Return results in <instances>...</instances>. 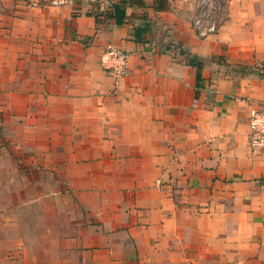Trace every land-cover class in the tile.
<instances>
[{
    "label": "crops",
    "instance_id": "crops-1",
    "mask_svg": "<svg viewBox=\"0 0 264 264\" xmlns=\"http://www.w3.org/2000/svg\"><path fill=\"white\" fill-rule=\"evenodd\" d=\"M199 12V0H0L11 263L264 264V149L247 143L264 102V0H219L203 39ZM109 46L128 53L122 78L99 64Z\"/></svg>",
    "mask_w": 264,
    "mask_h": 264
},
{
    "label": "built area",
    "instance_id": "built-area-1",
    "mask_svg": "<svg viewBox=\"0 0 264 264\" xmlns=\"http://www.w3.org/2000/svg\"><path fill=\"white\" fill-rule=\"evenodd\" d=\"M73 0H26V5L35 7L46 5L61 7L69 5ZM219 0H199L200 12L193 20V28L199 38H206L216 33L219 23L216 20ZM128 53L122 49L109 46L99 58L102 69L112 78L119 79L127 74ZM247 135L248 147L252 153L264 149V102L251 107L248 111Z\"/></svg>",
    "mask_w": 264,
    "mask_h": 264
},
{
    "label": "rangeland",
    "instance_id": "rangeland-1",
    "mask_svg": "<svg viewBox=\"0 0 264 264\" xmlns=\"http://www.w3.org/2000/svg\"><path fill=\"white\" fill-rule=\"evenodd\" d=\"M9 185V184H7ZM7 185L5 183H0V264H13L11 261H13V258L17 261L19 260V253H15V251H19V247H8L6 246V243L9 244V242L15 243L14 235L15 233L18 235V238L16 239L18 242L20 241V215L18 214L17 217L10 216V218H7L4 214V207H5V190ZM18 187L19 184H16ZM2 205V206H1ZM4 205V207H3ZM3 208V209H2ZM9 219V220H8ZM13 219V221L10 220ZM16 228V231H14ZM15 255H18L17 257H13ZM12 257V258H10ZM12 259V260H11ZM8 260L10 261L8 263ZM16 263V262H15ZM19 264V263H16Z\"/></svg>",
    "mask_w": 264,
    "mask_h": 264
},
{
    "label": "trees",
    "instance_id": "trees-1",
    "mask_svg": "<svg viewBox=\"0 0 264 264\" xmlns=\"http://www.w3.org/2000/svg\"><path fill=\"white\" fill-rule=\"evenodd\" d=\"M155 2H159V0H155ZM157 6V5H156ZM159 8V5L156 7ZM125 14V7L123 5H116L113 7L112 9V15L116 21L117 24H121L122 23V19L124 17ZM193 64H195V66L199 69L201 64L199 62H193Z\"/></svg>",
    "mask_w": 264,
    "mask_h": 264
}]
</instances>
